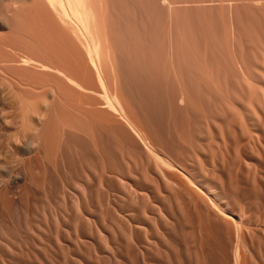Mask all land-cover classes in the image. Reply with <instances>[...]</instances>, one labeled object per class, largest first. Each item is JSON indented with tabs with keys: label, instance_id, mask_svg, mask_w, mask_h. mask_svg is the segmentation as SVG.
Segmentation results:
<instances>
[{
	"label": "rangeland",
	"instance_id": "obj_1",
	"mask_svg": "<svg viewBox=\"0 0 264 264\" xmlns=\"http://www.w3.org/2000/svg\"><path fill=\"white\" fill-rule=\"evenodd\" d=\"M92 5L106 85L135 128L100 96L86 52L81 74L69 56L70 74L89 73L76 79L99 93L83 91L82 115L77 94L60 107L47 89L21 117L25 87L4 90L0 264H234L235 252L264 264V0ZM49 6L0 0V35L27 40ZM64 84L62 95L77 93Z\"/></svg>",
	"mask_w": 264,
	"mask_h": 264
},
{
	"label": "bare ground",
	"instance_id": "obj_2",
	"mask_svg": "<svg viewBox=\"0 0 264 264\" xmlns=\"http://www.w3.org/2000/svg\"><path fill=\"white\" fill-rule=\"evenodd\" d=\"M47 1L50 4V6H51V8L53 10V11H51V14L50 15H52L54 19H57V21H55L53 18H51V19H53L55 21V23H53V24L51 23V25H50V20L51 19L49 20V18L46 17V20L47 19L49 20L48 23H46L47 25L49 24V26L46 25L47 27L44 26L43 24H45V23L44 22L41 23V21H40V23L44 27L37 28V27L34 26L36 24H33V26H32V24L29 25V27L30 26H32V27H31V29L28 28V30H30L32 32L31 33H28L29 35L28 34L27 35L29 37H31V40L28 38V36L26 37L27 40L24 39L25 36L23 34L25 32L24 33L23 32L20 33V34H22L24 36L23 37L21 35L23 37V39L17 37V35L16 36H12L14 32L13 33L11 32V36L10 35H7L8 33H5V32L4 33L6 35L5 34L3 35V33H1V35H0V96L1 95L4 96L3 94H5V93H3V92H4L5 89L6 90L8 89V91H9L10 88H12V92H14L15 91L14 89H16V88L19 89L23 85L22 87H25V90L23 91V93L24 92L25 93L22 94V97L24 95L25 96H30V97H24L23 100H22V97H21V99L19 98L20 99V102H21V104L19 103L21 105V110H20L21 112L19 111V115H21V117H33L32 116V113H34V112L32 110H34V109L31 106H33L34 104L33 105L31 104V106H27V105H30V104H26L27 103L26 100H28L32 96L33 97H35V96L37 97V96H39V94L45 95L44 93L47 91V89H50L49 91H51L54 99H56L58 101L59 99L61 100V98L64 96V101L66 103L67 100H65V99H67V97L70 94L71 95L73 94L72 97L75 99L74 100L71 97L74 100L73 102L77 101V99H76L77 97L76 96L79 97L78 98V104H75V105H78V108L79 109H77V110L79 111V113L81 112L80 114L82 115V112H83L82 109H84L83 101H85L84 98L86 97V99H87L88 96L93 95V93H95L94 95H96L98 92H93L91 94L90 93H87V92H92L91 90H95V89H91L90 90V88H89L91 86L93 87V85H91V86H88L87 85L88 88H89L88 89V88H86V87L83 86V84H86L85 82L82 81L83 82L82 83L81 80L76 79L79 76H77L75 78L74 77L75 75L72 76L70 74L69 68H71V65L72 64H71V61H70L69 56H70V50H71V55L73 54V58H74L73 61L75 63V65H72V66L73 67L76 66V68L78 70L77 69L76 70L74 69V70L75 71H80V74H81V73H83V70H85V71L88 70V69H86L87 68V65H86V62L87 61L86 60H88V59L83 60V57L86 55L85 54L83 56V53L86 52L87 55L89 56V60H91L90 62H92V64L95 66L94 68H96V73H97V76L96 77H97V79H98V81L100 83L99 85L101 86V88L104 89V94L102 93V94H100V96L103 95V99L107 103L106 105L112 111L118 112L122 117L125 118V120L133 128H135V125H133L132 122H130L131 121V120H129L130 117L125 112L126 110L124 108L125 106L123 105L124 103L122 102V99L119 100V97L117 96L118 94L117 93L116 94L115 93H112V91L110 92V89H108L109 85L107 84L108 87L106 85V80L105 79L107 77L104 76L105 72L103 71V68H104V57L102 56V54L100 52V49H102L104 46L102 45L103 43H101L102 41H99L100 39H98L100 37L99 36L97 37V35H99V34H97V31H96V34L97 35L95 34V30H97V28L99 26V24H98L99 23L98 22L99 21V16H98L97 13H95V15L93 13L94 10H95V7L92 8V6H93L92 5V0H89L90 1V4H91L90 6H89V3H88L89 2L88 0H47ZM37 5H35V6H37ZM40 5H39V7H41ZM47 6H48V4H47ZM90 7L92 9H94V10L91 11ZM18 9H19V7H18ZM28 9L29 8H27V11H28ZM30 9H33V8H30ZM24 11H26V10H24ZM29 11H31V10H29ZM45 11H46V9H45ZM34 12H35V9H34ZM53 12H54V15H56L57 18L54 17ZM95 12H96V10H95ZM35 13H37V12H35ZM11 15L14 18V15L13 14H11ZM22 15L23 14H21V16ZM93 15L95 17L98 16V18H95V22H94ZM21 16H20V18H21ZM25 17H26V15H25ZM3 18L4 17L0 16V27H1V29L4 28V27H7L5 25L6 24L5 22H7L6 21L7 19L5 20V18H4V20H3ZM16 18H15V20L18 19V18L17 19ZM96 19H97V21H96ZM15 23H16V26H14V27L15 28L19 27V25L17 26L18 23L17 22H15ZM32 23H33V21H32ZM96 23L98 24V26L96 25ZM95 25L97 26L96 29H95ZM26 26H28V24ZM39 26L40 25L38 24V27ZM15 30H17V29H15ZM15 30H13V31H15ZM18 30L16 31L17 32L16 34H19ZM21 30H23V29H21ZM26 30H24V31H26ZM98 30H99V28H98ZM36 31H38L37 36H38V34L41 31H43L44 35H43V33H40L43 36L40 35L41 37L38 36L39 37L38 38L35 35V32ZM50 32L52 34H50V37H49L48 35H49ZM100 43H101V46H100ZM17 46H20L19 47V50L17 49ZM23 48H25V50H23V51H26V52L20 51ZM28 50H32L30 52H33L34 51L33 54L36 52V54L38 56L31 55L32 53H30ZM27 51L30 54L27 53ZM85 58H87V57H85ZM58 60L62 63L61 65L60 64L58 65V64L55 63V61H58ZM83 62L85 63V65H84ZM82 65H83V68H84V66H86L85 69H82ZM76 73L78 74V72H76ZM87 74H89V73H86L85 72V74H83V78H82V75H81V78L84 79L85 78L84 75H87ZM90 78H91V76H90ZM90 78L87 77L84 80L87 81V79H90ZM61 81H64V82L66 81V84L69 83L70 85H72L75 88V90H76L77 93H75V92L74 93L73 92L72 93H69V91H70L69 90V91H67L68 92L67 93L68 95H66V92L64 93L65 95L64 94L62 95L61 93H62V91L64 89L62 88L63 85H61V84H63L64 82L60 84ZM57 82H59V83H57ZM90 82H91V80L90 81H87V83H90ZM5 84H6L7 87H9V86L10 87L9 88H6V86L4 87ZM58 84H60L62 87L60 85H58ZM69 84L68 85H65L64 84V87L68 88L69 87ZM84 88L85 89H88V90H84ZM72 90L74 91L73 88H72ZM83 91L84 92L86 91L85 92L86 94H84ZM82 93L85 95V97H84V95ZM5 95H7V93ZM59 96L60 97L62 96V97L59 98ZM25 98H26V100H25ZM82 99H83V101H82ZM62 100H63V98H62ZM62 100L60 101V107H61V103L62 102L64 104V101H62ZM92 100H94V99H92ZM85 102L87 103V100ZM19 106H18V108L20 109ZM26 106H27V109H26ZM57 106H59V105H57ZM29 107H31L32 109L30 110ZM56 107H54V108H56ZM54 108H53V110H54ZM60 109L58 108V110H60ZM28 110H30L32 112V113L30 112L31 115L28 114L29 113ZM26 112H27V114H26ZM56 113H55V115H57V114L59 115V113H57V114ZM79 113H78V115H79L78 117H81ZM36 115L37 116H40V114L38 115V113H36ZM50 116H54V114L53 115H50ZM60 116L61 117H65L64 115L63 116L60 115ZM60 116H57V117H60ZM79 128H81V127L79 126ZM151 149H153V148H150L149 150H151ZM152 151H153L152 154L154 156H156L154 158L155 159L158 158L160 160L159 162L161 164H163L162 166L166 167V170H167V166H168V169H170L169 166L171 164H172L171 167H174L173 166V163L170 160L167 161L166 158L160 156V154H158L159 152L157 153V150L154 149ZM169 163H170V165H169ZM171 171H172V169H171ZM171 171L169 173H171ZM165 173H166V175L168 174L167 171H165ZM165 173H163V174L165 175ZM171 174H169V176H171ZM165 176H164V178H165ZM184 186H186V185H184ZM187 191H188V189H187ZM190 195H192V194H190ZM193 195H194V193H193ZM198 196H200V195H198ZM191 197H194V196H191ZM194 198H196V197H194ZM213 205H215V204H213ZM216 209L218 210V209H220V207L219 208L217 207ZM217 210H215V211H217ZM218 211H221V210H218ZM217 212H215V213H217ZM221 212L223 213L222 215L228 216L227 210H224L223 209ZM244 239H245V237L242 239V241ZM244 241H243V243L245 244ZM235 253L236 254L234 256V261H235L234 264H244L243 262H241V260L243 258V257L240 258L241 254L239 256V254L237 252H235Z\"/></svg>",
	"mask_w": 264,
	"mask_h": 264
}]
</instances>
